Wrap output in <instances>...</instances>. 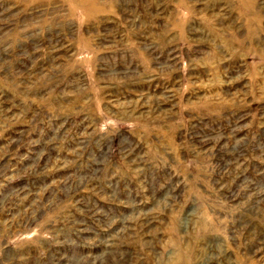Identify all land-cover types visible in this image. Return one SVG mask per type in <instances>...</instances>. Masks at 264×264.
I'll return each mask as SVG.
<instances>
[{
	"label": "rangeland",
	"instance_id": "1",
	"mask_svg": "<svg viewBox=\"0 0 264 264\" xmlns=\"http://www.w3.org/2000/svg\"><path fill=\"white\" fill-rule=\"evenodd\" d=\"M0 264H264V0H0Z\"/></svg>",
	"mask_w": 264,
	"mask_h": 264
}]
</instances>
